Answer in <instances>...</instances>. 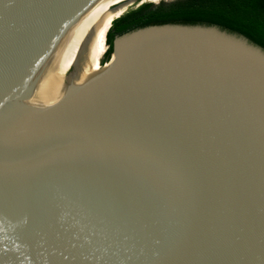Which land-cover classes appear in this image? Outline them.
<instances>
[{"label": "water", "instance_id": "1", "mask_svg": "<svg viewBox=\"0 0 264 264\" xmlns=\"http://www.w3.org/2000/svg\"><path fill=\"white\" fill-rule=\"evenodd\" d=\"M118 1L0 0V264H264V33L153 19L79 81Z\"/></svg>", "mask_w": 264, "mask_h": 264}, {"label": "trees", "instance_id": "2", "mask_svg": "<svg viewBox=\"0 0 264 264\" xmlns=\"http://www.w3.org/2000/svg\"><path fill=\"white\" fill-rule=\"evenodd\" d=\"M203 14L223 16L231 26L264 33V0H159L156 4L142 2L111 20L105 32L106 47L100 61L107 59L114 34L144 25L153 19Z\"/></svg>", "mask_w": 264, "mask_h": 264}, {"label": "bare ground", "instance_id": "3", "mask_svg": "<svg viewBox=\"0 0 264 264\" xmlns=\"http://www.w3.org/2000/svg\"><path fill=\"white\" fill-rule=\"evenodd\" d=\"M132 0H119L116 2L115 6H111L103 15L98 25L96 26L89 43L80 53L75 61H79L80 70L78 73V80H83L86 78L93 70L97 69L96 63L98 62V44L100 46L105 45V38L103 40V33L106 27L111 23V20L119 15L126 5ZM156 2V1H153ZM103 40V43H102ZM102 43V44H101ZM74 61V62H75ZM74 64V63H73ZM67 73V72H66ZM65 75L59 81L60 95L62 94L65 88Z\"/></svg>", "mask_w": 264, "mask_h": 264}, {"label": "rangeland", "instance_id": "4", "mask_svg": "<svg viewBox=\"0 0 264 264\" xmlns=\"http://www.w3.org/2000/svg\"><path fill=\"white\" fill-rule=\"evenodd\" d=\"M153 1H155V0H132L131 2H129L127 5H126V7L123 9V11L120 13V14H122L123 12H125L126 10H128V9H132V8H135L138 4H140V3H142V2H153ZM159 1V0H158ZM119 14V15H120ZM119 15H117V16H119ZM116 16V17H117ZM116 17H114V18H116ZM110 25V24H109ZM109 25L106 27V29H105V31H104V33H103V40H104V38H105V32H106V30L108 29V27H109ZM103 40H102V43H103ZM101 43V44H102ZM105 47H106V43H105V45H103V46H100L99 44H98V52H99V55H98V62L96 63V67H100V65L102 64V62L100 61L101 60V58H102V56H103V51H104V49H105Z\"/></svg>", "mask_w": 264, "mask_h": 264}, {"label": "flooded vegetation", "instance_id": "5", "mask_svg": "<svg viewBox=\"0 0 264 264\" xmlns=\"http://www.w3.org/2000/svg\"><path fill=\"white\" fill-rule=\"evenodd\" d=\"M156 1V0H155ZM152 4V3H151Z\"/></svg>", "mask_w": 264, "mask_h": 264}]
</instances>
